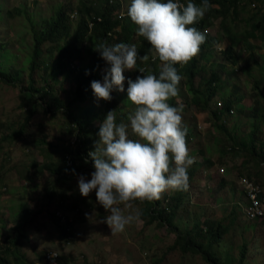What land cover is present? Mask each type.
<instances>
[{"label": "rangeland", "instance_id": "obj_1", "mask_svg": "<svg viewBox=\"0 0 264 264\" xmlns=\"http://www.w3.org/2000/svg\"><path fill=\"white\" fill-rule=\"evenodd\" d=\"M113 1L0 0V64L18 82L0 79V248L8 244L6 237H12L17 228L23 235L15 242V249L5 253L10 264H44L45 254L50 250L66 257V261L60 264H209L198 253L169 250L174 234L158 221L147 224L140 216L139 221H134L122 233L112 234L103 222L108 213L96 202L95 191L88 197L78 194V176L84 175L89 180L94 168L89 159L86 164L76 155L78 146L83 149V141L74 120L65 115L63 108L52 111L47 106L53 105L50 98L43 101L31 98L23 102L22 88L27 86L30 77L27 58L35 34L41 35L44 31L42 21L54 17L61 7L66 12L69 27L61 38L41 45L40 57L31 76L38 87L45 85L46 78L49 79L54 85L53 93L67 103L73 97L78 73L72 65L83 68L91 63L96 57L94 48L97 44L86 38L81 53L64 74L55 69L56 46L73 37L77 22L85 15L82 4L95 6L104 2L109 5ZM117 1L120 7L113 13L123 22L127 18L130 0ZM239 1L237 15L230 10L228 12L226 22L230 35L221 31L223 17L216 12L202 29L203 33L218 39L210 48L211 56L199 58L198 63L204 68L201 77L195 78V86L204 92L210 68L220 79L219 88L210 99L207 110L190 101L193 95L187 90L185 78L179 86L176 101L182 107V127L193 128L192 133H187L186 141L189 155L195 158V163L188 169L189 187L175 223L180 230H189L197 224L203 231L196 237L204 244L205 224H219V231L223 233L211 247L219 264H264V220L245 217L246 199L238 182L240 176H251L262 186L264 195V162L242 143H248L254 123H257L258 128L252 133L255 151L259 147L264 153V42L251 36L247 43L242 41L244 35H258L259 30L253 26L264 17L261 11L264 0ZM187 2L189 0H181L185 5ZM213 7L218 5L213 4ZM117 36L118 32L112 39ZM140 40L133 35L128 45L134 44L138 48ZM230 43L235 44L232 51L235 62L223 52ZM247 44L253 48L249 49ZM103 70L100 71L103 73ZM135 72L125 71V91L113 90L110 101L97 102L91 86H88L84 92L89 98L71 108L75 117L84 115L82 110H88L85 118L87 115L90 119L92 115L96 117L85 126L89 130L87 154L94 150V142L98 139L99 130L94 131L93 128L100 127L109 111H114L117 123H130L128 116L134 112L135 106L127 98V79L135 81ZM225 100L233 101L232 111H226L214 120L211 113L217 111V102ZM119 105L123 108L117 112L115 109ZM22 124H25L23 134L13 137V131ZM129 138L137 139L130 128ZM40 139L44 143H38ZM68 158L85 168L72 177L65 187L67 190L46 198L45 190L52 187L56 174L47 169L39 173L36 170L38 165L32 167L31 164L51 162L56 170L63 163L67 165ZM174 193L169 190L162 195V206H166V199ZM72 198L76 199L77 205L73 209L69 203ZM132 204L133 210L140 212L143 209L141 203L134 201ZM119 207L123 208V205ZM56 209L68 213L71 219L69 242L63 226L53 216ZM130 211L126 210L125 214ZM242 247L245 255L239 263Z\"/></svg>", "mask_w": 264, "mask_h": 264}, {"label": "clouds", "instance_id": "obj_2", "mask_svg": "<svg viewBox=\"0 0 264 264\" xmlns=\"http://www.w3.org/2000/svg\"><path fill=\"white\" fill-rule=\"evenodd\" d=\"M180 2L130 0L127 8L136 34L151 45L152 60L158 59L161 68L158 77L145 75V69L140 68L142 75L135 81L127 79V98L135 106L128 116L130 123H117L114 111L107 113L94 150L84 161L93 162L91 179L78 176L81 196L88 197L95 191L96 202L108 213L103 222L112 234L122 233L139 221L140 212L133 210L132 202L157 201L169 190L187 191L189 187L188 169L195 158L189 155L182 107H174L169 101L179 95L182 80L175 65H187L206 40V34L192 25L203 19L212 6L209 0H202L200 5L189 0L186 6ZM94 51L108 67L103 70V82L93 80L90 86L97 102L110 101L113 90L125 91L124 73L137 70L139 54L134 44L125 43L101 45ZM139 59L146 63L149 55ZM129 128L137 139L129 138ZM126 210L132 211L126 215Z\"/></svg>", "mask_w": 264, "mask_h": 264}, {"label": "trees", "instance_id": "obj_3", "mask_svg": "<svg viewBox=\"0 0 264 264\" xmlns=\"http://www.w3.org/2000/svg\"><path fill=\"white\" fill-rule=\"evenodd\" d=\"M194 3H198L199 5L202 3V0H193ZM240 3L239 0H209V4L212 6L208 12H206L203 19L199 20L197 23H195L194 27H196L199 31L202 32V29H205L204 27L207 26V23L209 22L210 18L212 17V14L216 12L217 14H221L222 18V26L221 31L227 35H230L228 29V15L229 10L232 11V13L236 16L237 15V7ZM213 4H217L218 7H213ZM186 6V5H185ZM82 7L84 9L85 15L84 17L80 18L76 25V31L74 32V35L72 38H69L65 41L62 45H57V56H56V63H55V69L59 73H66L69 70V65L71 62L76 58L77 55L81 53L82 44L83 41L86 38H89L92 40L95 44H97V48H99L101 45H107V46H113L118 43H125L128 44L129 40L133 37V35H136L137 39L140 37L139 46L137 48L138 51V59H137V66H136V72L134 73L135 77L134 80L138 75H142L138 70L142 68V66H145V75L146 74H154L157 77L159 76L161 64L159 60L156 61L151 60L150 55V47L151 45L148 43V41L141 36H138L136 34V26L131 22L130 18L127 16V18L121 22L116 15H114V11L119 9L120 3L119 1L115 0L111 2L109 5H105L104 2H101L99 4L93 5H83ZM264 13V4L263 9L261 10ZM67 15L63 8L59 7L56 11V14L54 17L44 19L42 21V24L44 26V31L41 33V35L34 36L33 40V46L30 52L29 57L27 58L28 62V69L30 72L29 82L27 86L22 88L24 90L23 94V102L29 101L31 98H36L38 100H44L45 98H50L52 101L51 103L53 105L48 104L47 106L51 108L52 111H56L60 108H63L65 111V115L72 120H74L77 131L79 134V138H81L83 149L78 146L77 148V157L78 159L83 162L86 157H88L87 150H86V144L88 142V134L89 130L85 128L86 123H88L89 120H95V116L92 115L91 119L87 118L88 115L85 118V112H88V110H82L84 115L74 116V114L71 112V108L76 105L84 102L87 98V95L84 92V89L91 85V82L93 80L103 81V73L100 71L102 68L108 67L103 61L99 55V53H96V57L93 59L91 63L84 66L83 68H79L76 65H72V68L77 70L78 73L75 77V88L73 91V97L69 98L68 102L65 103L57 94L53 93L54 91V85L51 83L49 79H45V85L43 86H35V79L31 76V74L34 72L37 61L40 57L41 53V45L44 42L56 40L62 37L63 34H65L66 30L68 29V24L66 23ZM264 17H262V20L257 22L253 27L256 30H259L258 35L254 33H250L248 35H244L242 38L243 42L247 43L248 37H257L260 41L264 42ZM89 22L92 23L91 27L88 26ZM118 30V31H116ZM226 31V32H225ZM118 32V36L115 39H112V36H114ZM203 33V32H202ZM206 34V33H205ZM218 42V39L212 35L206 34V40L205 43L200 46L199 51V57H194L187 65L181 67L180 65H175V67L178 70V74L182 76L184 79V83L187 87V90L193 97L191 98V102H194V104L199 107L202 110H207V106L209 104L210 99L215 94L216 90L219 88V77L215 73L213 69L210 68L211 74L208 78V80H205L207 83L206 92L199 89L197 86H195V78L198 76L201 77V72L203 71V66H201L198 63L199 58L202 57H210L212 50H210L211 46ZM234 43H230L226 49L223 50L224 54L228 58H230L233 62H235V56L233 54V48ZM249 49H252L253 46L250 44H247ZM88 52H90V49H87ZM145 54L149 55V60L145 63L139 59L140 56H143ZM86 71L89 73L86 75ZM19 73V72H18ZM19 76V75H18ZM17 78V77H16ZM0 79L9 82V83H18L17 79H14L6 70H4L0 64ZM181 86V83L180 85ZM257 88V87H256ZM182 95V94H181ZM179 96V95H178ZM47 101V100H46ZM189 102V100H188ZM233 101L231 100H225L221 102V107L217 109V111H214L212 114L214 120L218 119L221 115L225 114V112H229L231 110V104ZM170 105L174 107H179L176 97L172 98L169 101ZM53 106V107H52ZM30 107V106H28ZM123 107H116L115 111L119 112L122 111ZM30 113H32L31 110L28 109ZM220 129L223 130L224 126L222 123H220ZM187 133H192L193 128L186 127ZM257 123H254V130L257 129ZM25 130V124H22L16 131H13L12 136H20L23 134ZM94 131H98L99 128H93ZM254 130L250 133L249 141L246 144V142L243 143V147H247L251 149L253 155L261 160V162H264V153L261 148L258 147L257 151L256 145L254 143V138L252 136V133ZM43 142L41 139L38 143ZM36 143V144H38ZM85 158V159H84ZM72 165L66 166L64 163L58 166V168L55 170L53 168L52 163H42V164H31L32 167H36L37 165V172H42L43 169H47L50 173L56 174L55 182L52 185L51 188L45 190V197L46 198H52L54 193H62L68 186V182L72 179L74 175L77 174L78 171H81L85 167L83 165L77 166L74 161L71 159ZM90 164L93 165V162L91 159H89ZM75 170V174H73L72 170ZM251 178V176H248ZM58 189V191H55ZM67 190V189H66ZM48 191V192H47ZM185 197V191H175L174 194L169 196L166 200V206H162V199L157 201L148 202L145 201L141 203L140 201H135L136 203L143 204V209L140 211V216L142 219L145 220V223L150 224V222L158 221L163 223L168 227L170 232L174 234V239L172 242V245L169 246V250L173 249H179L183 253H198L202 256V258L207 261L209 264H219L218 258L211 252V247L219 241L221 234L223 231H219V224L215 223H207L205 224L206 229L204 230V234L206 235V244L203 243V241L198 240L196 235H199L198 233H202V229H199L197 227V224L193 225V227L189 230H180L179 227L175 223V218L178 214V211L184 201ZM70 207L73 209L77 207L76 205V199L72 198V201L70 199L69 201ZM54 214V213H53ZM55 218L56 216L53 215ZM57 222L58 219L56 218ZM23 238L22 233L19 231V228L16 229L15 233L12 237L7 236L6 241L7 245L3 249L0 248V264H10L8 258L6 257L5 253H8L15 249V242L19 238ZM12 247H10V246ZM245 255L244 247L240 250V257H239V263L242 262ZM63 261H66V257H60L58 258L59 264Z\"/></svg>", "mask_w": 264, "mask_h": 264}, {"label": "built area", "instance_id": "obj_4", "mask_svg": "<svg viewBox=\"0 0 264 264\" xmlns=\"http://www.w3.org/2000/svg\"><path fill=\"white\" fill-rule=\"evenodd\" d=\"M111 1V0H110ZM181 3V2H180ZM74 16V15H72ZM120 16H124V13H120ZM92 23L89 22L88 26L91 27ZM154 54L153 50L150 53L151 55V60H152V55ZM142 68H145L143 66ZM218 107L221 106V102H217ZM232 110H230L231 112ZM67 165L70 166V159L66 161ZM239 184L241 186V190L244 193V197L246 199L245 206L243 208V212L246 218L248 219H258V220H264V195H263V190L262 186L254 180V178H250L246 175L240 176L239 177ZM54 215L58 219V222L63 226V229L66 233V240L67 242L70 241L71 239V228H70V223L71 219L69 216H67L66 213H64L62 210H55ZM60 254L58 251H47L45 254V262L44 264H59L58 258Z\"/></svg>", "mask_w": 264, "mask_h": 264}, {"label": "crops", "instance_id": "obj_5", "mask_svg": "<svg viewBox=\"0 0 264 264\" xmlns=\"http://www.w3.org/2000/svg\"><path fill=\"white\" fill-rule=\"evenodd\" d=\"M177 99V98H176ZM90 180V179H89ZM78 194H80V193H78ZM68 214V213H67ZM69 215V214H68Z\"/></svg>", "mask_w": 264, "mask_h": 264}]
</instances>
